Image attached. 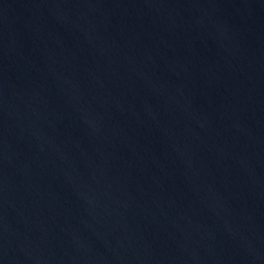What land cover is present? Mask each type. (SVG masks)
Segmentation results:
<instances>
[{
  "label": "water",
  "instance_id": "95a60500",
  "mask_svg": "<svg viewBox=\"0 0 264 264\" xmlns=\"http://www.w3.org/2000/svg\"><path fill=\"white\" fill-rule=\"evenodd\" d=\"M0 264H264V0H0Z\"/></svg>",
  "mask_w": 264,
  "mask_h": 264
}]
</instances>
